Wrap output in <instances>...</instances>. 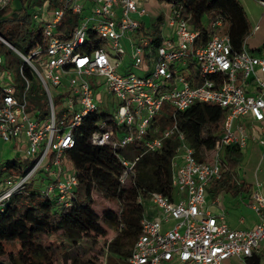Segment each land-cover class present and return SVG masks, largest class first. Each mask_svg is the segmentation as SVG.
Masks as SVG:
<instances>
[{
    "label": "built area",
    "instance_id": "1",
    "mask_svg": "<svg viewBox=\"0 0 264 264\" xmlns=\"http://www.w3.org/2000/svg\"><path fill=\"white\" fill-rule=\"evenodd\" d=\"M10 1L0 0V8ZM146 1L91 0L87 14H83L81 0H61L51 9L44 1L32 13L43 44L28 56L0 36L30 67L48 101L44 115L39 109L27 113L31 79L20 65L17 72L23 93L19 99L14 90V64L10 66L0 52V140L12 142L16 157L27 160L22 172L7 173L0 181V209L37 172L44 174L45 195L69 203L77 178L64 150L72 146L74 129L83 117L99 112L96 87L104 85L118 103L113 112L97 120L90 141L115 149L140 140L145 147L132 158H120L121 181L134 173L143 154L157 152L171 136L177 141L169 163L171 195L149 192L152 215L145 213L140 219V232L124 264H223L231 256L245 259L264 241V192L258 182L247 203L259 215L251 228H231L222 212L209 211L206 196L209 181L218 178L224 168L226 145L242 149L254 139L264 146V52L248 50L244 44L233 48L228 34L216 31L220 18L211 22V31L203 39L181 7L166 2L173 33L160 38L145 54L137 43L144 36L137 37L136 32ZM259 2L264 6V0ZM66 13L75 22L63 38L58 24ZM90 32L99 43L84 51ZM124 40L131 46L134 66L149 58L142 74L129 71L123 61ZM89 76L98 86L88 82ZM196 102L216 103L225 110L222 135L215 140L209 159L198 158L199 147L187 139L174 116ZM165 104L170 107V121L157 131L154 123ZM153 132L158 133L145 137Z\"/></svg>",
    "mask_w": 264,
    "mask_h": 264
},
{
    "label": "trees",
    "instance_id": "2",
    "mask_svg": "<svg viewBox=\"0 0 264 264\" xmlns=\"http://www.w3.org/2000/svg\"><path fill=\"white\" fill-rule=\"evenodd\" d=\"M47 1L49 9L56 7L61 0H11L0 8V36L7 40L23 55L28 56L38 45L43 44L42 33L32 20V13L37 6ZM180 6L182 14L188 18L194 28L202 32L203 39L211 31V22L221 19V26L216 31L227 33L233 48L240 49L251 33L249 22L236 0H157ZM75 18L66 13L58 29L62 37H67ZM142 29L140 25L139 30ZM146 34V31L144 32ZM160 37L152 40L158 45ZM99 39L90 32L82 50L89 51L98 45ZM0 49L8 64H14V71L21 65L30 79L33 74L30 67L10 47L0 40ZM264 52V46L258 49ZM40 84V83H39ZM43 96V108L40 115L48 109V101L40 84ZM169 106L163 105L161 115L155 121L157 131L170 121ZM105 112H91L83 117L80 125L74 129L75 140L71 147L64 150V157L70 162L77 184L72 198L67 205L58 203L45 195L42 188L34 185V179L23 188L12 193L0 209V257L8 264H55L62 258L71 264H124L132 245L140 232V219L146 211V202L150 191H160L171 195L170 158L177 141L174 136L164 140L155 155V165L151 172L156 189L146 190L137 176L140 163L146 164L151 153L141 156L135 165L134 173H129L121 181L124 167L121 157L132 158L144 151V142L134 140L124 148L113 149L108 144H95L90 135L95 124ZM179 128L188 140H193L199 147V159H209L210 150L217 138L222 135L225 110L212 102H196L185 110L175 112ZM158 132L147 134L152 137ZM224 168L218 178L209 181L207 192L216 194L223 190L236 197L249 192L250 184L238 181L235 174L242 162L243 152L236 145L229 144L224 149ZM27 165L26 158L11 157L0 162V173L22 172ZM151 167V165H150ZM111 200L113 206L96 208L95 195ZM140 196L141 200L137 198ZM108 225L113 231L111 238L102 241L101 251H107L102 257L91 253L81 243L61 254L59 247L50 243L46 237L62 239L61 246L70 245L80 239L96 244L99 234L98 223ZM252 256V255H251ZM258 264V256H254Z\"/></svg>",
    "mask_w": 264,
    "mask_h": 264
},
{
    "label": "rangeland",
    "instance_id": "3",
    "mask_svg": "<svg viewBox=\"0 0 264 264\" xmlns=\"http://www.w3.org/2000/svg\"><path fill=\"white\" fill-rule=\"evenodd\" d=\"M73 1V0H72ZM84 1L85 9L83 14L88 13V9L91 7V0H81ZM237 3L242 8L248 22L251 28V33L245 40V47L248 50H257L262 48L264 46V6L259 2V0H236ZM145 8V22H146V34H144V39L138 40V44L142 46L143 52L146 54L148 50L152 49L154 46L152 44V40L158 37H166L171 36V28L168 26V13H169V6L167 3L164 2H158L157 0H149L144 3ZM255 26L259 27L258 30L255 29ZM136 38V36H132ZM124 46H125V54H124V62L128 68L129 71H133L136 74H142L145 67V63L150 64L149 58L146 56L144 63H141L139 66H134L131 58H130V51L131 46L130 44L124 40ZM10 66H13L11 64ZM18 70V69H17ZM14 90L16 93V96L19 99H22V93H23V82L20 79L18 72L14 71ZM88 82L91 85H97V83L94 82L93 77L89 76L87 77ZM96 93L98 96V110L99 112H105V113H111L115 110L116 105L118 103V99L115 97L114 94L107 92L106 88H104V85H100L96 87ZM26 111L28 114H32L35 110L42 109L43 108V96L40 92V84L38 78L34 75L31 79V88L26 91ZM56 100V98H55ZM111 123H108L109 126ZM251 142V140H248V144ZM11 142H1L0 141V162L11 158L10 155L12 154V148H9V144ZM9 149V150H8ZM7 151V153H6ZM243 152V161L238 166V169L236 170L235 179L241 180V181H253V172L252 170L247 166L244 165V161L248 159V149L242 148ZM261 155V154H260ZM15 156V155H13ZM149 161L146 162V164L140 163L137 168V176H140V181L142 185L145 187L146 190H154L156 189V186L154 185V180L152 176V171L154 169L155 165V155H150ZM151 165V167H150ZM135 171V170H134ZM7 172L2 171L0 173V181L6 179ZM44 177L43 173L37 172L34 177V185L37 188H44L45 183L42 182L41 178ZM95 195L96 199V208L98 211H100L101 206H113V202L111 200H107L105 198L100 197L97 194ZM220 199L223 201V203L229 202L232 199L234 204H237V201L241 200V207L244 208V205H246L249 202L250 199V192L243 193L241 195H237L236 197H232L230 193L225 192L223 190L219 193ZM146 211L148 212V216L152 215L151 209L149 207V204L146 202ZM98 230L99 234L97 236L96 244H92L90 240H85L84 238L80 239L79 241L75 243H71L70 245L61 246L62 239H56L54 236H47L46 239L52 243L53 245H56L59 247V250L61 254L64 252L71 250L72 248L77 249L78 246L82 243L85 248H89L91 253L97 254V256L102 257L104 252L106 254L107 251L103 250L101 251V245L102 241L107 238H111L113 235V231L111 228L103 224L101 222L98 223ZM105 256V255H104ZM5 259L4 257H0V260ZM55 264H71L70 260L67 259L64 261L62 258H59Z\"/></svg>",
    "mask_w": 264,
    "mask_h": 264
},
{
    "label": "crops",
    "instance_id": "4",
    "mask_svg": "<svg viewBox=\"0 0 264 264\" xmlns=\"http://www.w3.org/2000/svg\"><path fill=\"white\" fill-rule=\"evenodd\" d=\"M169 11H170V7H169ZM145 17L146 15L144 14L140 18V25L142 26V29L141 30L138 29V31L136 32L137 37L144 36L145 34L144 33L146 29ZM168 26H170L171 28V35H172L173 27L169 23ZM258 28L259 27H256L255 29L258 30ZM250 140L251 142H249V144L247 143V145L245 146V148L248 149L249 156L248 159L244 161V165H247L252 170L254 177L253 181L248 182L250 184L249 192H251L256 187L255 182H258L259 184L258 188L260 189V191L264 192V146L260 145L254 139H250ZM0 141L3 142L2 140ZM8 147L12 148L13 151L12 154L15 155V156L10 155V156L16 157L14 144L11 142ZM207 189L209 188L207 187ZM219 193L220 191L217 192L216 194H212L211 192L208 191L206 196V205L208 206L209 211L215 214L222 212L227 224L231 228H236V229L251 228L256 223H258L259 215L251 207H249L248 204L244 205V208H242L240 204L241 200L237 201V204H234L232 200L234 198H232L231 201L229 202H226L225 200V203H223V201L220 199ZM253 255L259 257L258 264H264V241H262L258 249L253 252L252 256L246 257L245 259H241L237 256H231L224 259L223 264H253L254 263Z\"/></svg>",
    "mask_w": 264,
    "mask_h": 264
},
{
    "label": "water",
    "instance_id": "5",
    "mask_svg": "<svg viewBox=\"0 0 264 264\" xmlns=\"http://www.w3.org/2000/svg\"><path fill=\"white\" fill-rule=\"evenodd\" d=\"M3 38V37H2ZM0 264H8L7 262L0 260Z\"/></svg>",
    "mask_w": 264,
    "mask_h": 264
}]
</instances>
